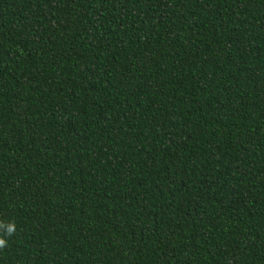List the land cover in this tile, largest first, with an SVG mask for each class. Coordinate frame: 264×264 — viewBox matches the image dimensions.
<instances>
[{"label":"trees","instance_id":"trees-1","mask_svg":"<svg viewBox=\"0 0 264 264\" xmlns=\"http://www.w3.org/2000/svg\"><path fill=\"white\" fill-rule=\"evenodd\" d=\"M0 237V264H264V0H0Z\"/></svg>","mask_w":264,"mask_h":264},{"label":"clouds","instance_id":"clouds-1","mask_svg":"<svg viewBox=\"0 0 264 264\" xmlns=\"http://www.w3.org/2000/svg\"><path fill=\"white\" fill-rule=\"evenodd\" d=\"M15 231L14 225H10L7 230V235L13 234ZM6 240L2 237H0V248L6 247Z\"/></svg>","mask_w":264,"mask_h":264}]
</instances>
